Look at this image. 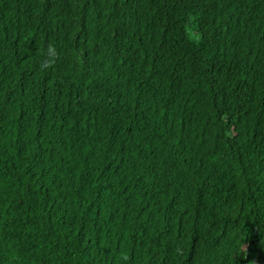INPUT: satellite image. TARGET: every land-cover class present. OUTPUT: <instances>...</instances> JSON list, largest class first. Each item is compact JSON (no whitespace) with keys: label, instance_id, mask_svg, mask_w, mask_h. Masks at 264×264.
<instances>
[{"label":"trees","instance_id":"1","mask_svg":"<svg viewBox=\"0 0 264 264\" xmlns=\"http://www.w3.org/2000/svg\"><path fill=\"white\" fill-rule=\"evenodd\" d=\"M0 264H264V0H0Z\"/></svg>","mask_w":264,"mask_h":264}]
</instances>
